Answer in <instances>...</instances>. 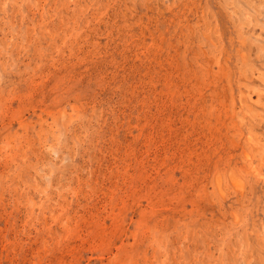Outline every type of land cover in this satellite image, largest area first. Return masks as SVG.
<instances>
[{
    "label": "rangeland",
    "instance_id": "374dc122",
    "mask_svg": "<svg viewBox=\"0 0 264 264\" xmlns=\"http://www.w3.org/2000/svg\"><path fill=\"white\" fill-rule=\"evenodd\" d=\"M263 53L264 0H0V264H264Z\"/></svg>",
    "mask_w": 264,
    "mask_h": 264
},
{
    "label": "bare ground",
    "instance_id": "6f19581e",
    "mask_svg": "<svg viewBox=\"0 0 264 264\" xmlns=\"http://www.w3.org/2000/svg\"><path fill=\"white\" fill-rule=\"evenodd\" d=\"M225 20V19H224ZM236 20V19H235ZM234 20V21H235ZM237 22V21H236ZM251 24V23H250ZM226 26V25H225ZM228 27V26H227ZM252 27V26H251ZM242 29V28H241ZM192 30V29H191ZM190 30V31H191ZM193 31V30H192ZM209 32V31H208ZM203 34V33H202ZM201 36V35H200ZM202 37V36H201ZM257 37V36H256ZM231 38H232V36H231ZM262 39V38H261ZM228 40V39H227ZM197 41V40H196ZM198 42V41H197ZM196 43V42H195ZM212 43V42H211ZM245 43V42H244ZM261 44H262V42H261ZM212 45V44H211ZM213 47V46H212ZM245 47V46H244ZM238 48V47H237ZM235 49V48H234ZM253 49V48H252ZM236 50V49H235ZM203 51V50H202ZM198 52H199V50H198ZM197 52V53H198ZM201 52V51H200ZM235 52V51H234ZM245 52V51H244ZM227 54V53H226ZM244 54V53H243ZM264 54V53H263ZM237 56H239V55H237ZM257 56V55H256ZM241 57V56H240ZM263 57V56H262ZM236 58V57H235ZM245 58V57H244ZM239 60H242V59H239ZM261 60V59H260ZM264 60V59H263ZM245 62V61H244ZM235 64V63H234ZM235 67V66H234ZM248 84L250 85V83L248 82ZM256 87V86H255ZM226 89V88H225ZM262 95V94H261ZM218 96V95H217ZM239 100V99H238ZM220 101V100H219ZM253 102V101H252ZM235 104V103H234ZM261 106V105H260ZM264 108V107H263ZM259 109V108H258ZM261 110V109H260ZM264 111V110H263ZM251 112V111H250ZM244 116V115H243ZM256 118V117H255ZM258 118V117H257ZM248 119H249V117H248ZM235 120V119H234ZM259 120V119H258ZM250 121V120H249ZM232 122V121H231ZM235 123V122H234ZM233 123V124H234ZM255 123V122H254ZM236 124V123H235ZM251 124H252V121H251ZM255 124H257V123H255ZM236 128H237V126H236ZM246 128V127H245ZM239 129V128H238ZM264 134V133H263ZM247 135V134H246ZM254 138V137H253ZM246 139V138H245ZM250 138H248V140H249ZM231 140V139H230ZM245 142V141H244ZM259 143H261V142H259ZM248 144V143H247ZM250 144V143H249ZM251 146V145H250ZM255 148H256V150L257 151H260L261 149H260V147H259V145L258 144H256L255 145ZM251 149V148H250ZM249 150V149H248ZM244 151V150H243ZM252 151V150H251ZM255 151V150H254ZM242 152V151H241ZM242 153H244V152H242ZM242 153H240V154H242ZM245 156H247L246 157V159L248 158V154H245ZM242 157V156H241ZM263 157V156H262ZM242 158H244V157H242ZM240 160H241V158H240ZM236 161V160H235ZM263 161V160H262ZM249 162H250V160H249ZM259 162V161H258ZM261 165H262V163H261ZM264 165V164H263ZM244 166V165H243ZM259 168H260V164L259 165H257ZM241 167V166H240ZM248 167V166H247ZM226 168H227V165H226ZM264 168V167H263ZM241 169V168H240ZM240 169H238V170H240ZM246 169V168H245ZM252 169V167H249L248 169H246L245 171L246 172H249L250 170ZM253 169H254V167H253ZM225 170V169H224ZM216 171V170H215ZM241 172V171H240ZM255 172H256V170H255ZM255 172L253 173V174H255ZM226 173V172H225ZM224 173V174H225ZM242 173H244V172H242ZM238 174V173H237ZM236 174V175H237ZM248 174V173H247ZM216 175V174H215ZM240 175V174H239ZM245 175V174H244ZM243 175V176H244ZM213 176V175H212ZM214 177V176H213ZM213 177H211V178H213ZM222 177H223V175H222ZM227 177V176H226ZM241 177V176H240ZM246 177V176H245ZM248 177H249V175H248ZM254 177V176H253ZM263 178V177H262ZM222 179V178H221ZM226 179V178H225ZM254 179V178H253ZM256 180H257V178H255ZM259 179V178H258ZM214 181V180H213ZM213 181H211V182H213ZM228 181V180H227ZM231 181V180H230ZM258 181V180H257ZM215 182V181H214ZM224 182V181H223ZM241 182V181H240ZM239 182V184H241ZM228 183H229V181H228ZM237 183V182H236ZM215 184V183H214ZM224 184V183H223ZM229 184H231V183H229ZM228 184V185H229ZM239 184H237V185H239ZM251 184V183H250ZM216 185V184H215ZM222 186H225V184L224 185H222ZM232 186V185H231ZM230 186V187H231ZM247 187H248V185H246ZM233 187V186H232ZM239 187V186H238ZM252 187V186H251ZM213 188H215V186L213 187ZM222 188V187H221ZM242 188V187H241ZM216 189L217 188H215V191H216ZM224 190V189H223ZM227 190V189H226ZM239 190V189H238ZM238 190H236V191H238ZM253 190V189H252ZM240 191V190H239ZM240 192H242V191H240ZM247 193V192H246ZM224 195V194H223ZM237 195V194H236ZM241 196V195H240ZM256 196V195H255ZM249 197V196H248ZM221 198H222V196H221ZM245 199V198H244ZM251 200V199H250ZM251 202H252V200H251ZM241 204H243V203H241ZM236 206V205H235ZM244 206V205H243ZM233 215H235V214H233ZM238 218V217H237ZM235 220H236V218H235ZM249 233V232H248ZM248 235V234H247ZM260 247H261V245H260ZM255 251H256V249H255ZM260 253V252H259Z\"/></svg>",
    "mask_w": 264,
    "mask_h": 264
}]
</instances>
